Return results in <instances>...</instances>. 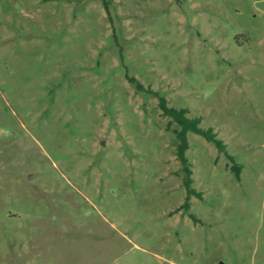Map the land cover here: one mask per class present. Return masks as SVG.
Listing matches in <instances>:
<instances>
[{
    "label": "rangeland",
    "instance_id": "1",
    "mask_svg": "<svg viewBox=\"0 0 264 264\" xmlns=\"http://www.w3.org/2000/svg\"><path fill=\"white\" fill-rule=\"evenodd\" d=\"M108 8L0 0V264H264V0Z\"/></svg>",
    "mask_w": 264,
    "mask_h": 264
},
{
    "label": "trees",
    "instance_id": "2",
    "mask_svg": "<svg viewBox=\"0 0 264 264\" xmlns=\"http://www.w3.org/2000/svg\"><path fill=\"white\" fill-rule=\"evenodd\" d=\"M101 2L106 12L109 13L108 0H101ZM128 80L130 82L135 83L136 89L146 90L147 92L156 95L158 97V106L161 109L162 115L169 116L172 119V121H174L179 126V129L175 130V134L178 140L176 154H177V158L179 159L180 163L183 166V170L186 173V179L184 182L187 187V190L189 194L192 193L193 190L189 186L191 183V178H190L191 170L189 169L188 162L185 157V151L188 148L186 133L193 132L203 136L206 140L213 142L218 147L219 150H224V144L222 143L221 140L215 137V134L213 133L211 128L202 129L201 127H199L200 118L188 117L187 108L176 109L173 107H169L164 97L158 96L156 92L152 91L149 88H144V86L140 82H138L134 77H128ZM187 204L188 203L186 202L184 205L187 206Z\"/></svg>",
    "mask_w": 264,
    "mask_h": 264
}]
</instances>
